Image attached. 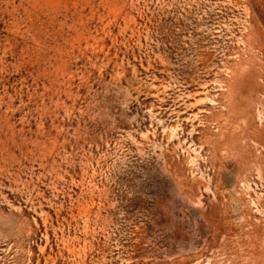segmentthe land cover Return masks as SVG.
Segmentation results:
<instances>
[{
  "label": "rangeland",
  "instance_id": "rangeland-1",
  "mask_svg": "<svg viewBox=\"0 0 264 264\" xmlns=\"http://www.w3.org/2000/svg\"><path fill=\"white\" fill-rule=\"evenodd\" d=\"M0 264H264V0H0Z\"/></svg>",
  "mask_w": 264,
  "mask_h": 264
}]
</instances>
